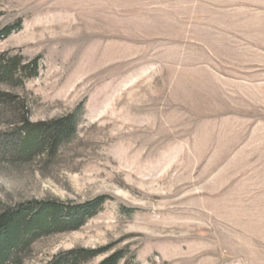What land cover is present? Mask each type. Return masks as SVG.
Masks as SVG:
<instances>
[{
	"label": "rangeland",
	"instance_id": "1",
	"mask_svg": "<svg viewBox=\"0 0 264 264\" xmlns=\"http://www.w3.org/2000/svg\"><path fill=\"white\" fill-rule=\"evenodd\" d=\"M19 20L0 54L39 57V75L0 91L33 123L84 111L48 166L0 148V208L110 198L23 264L105 247L124 264H264V0H0V30Z\"/></svg>",
	"mask_w": 264,
	"mask_h": 264
},
{
	"label": "trees",
	"instance_id": "2",
	"mask_svg": "<svg viewBox=\"0 0 264 264\" xmlns=\"http://www.w3.org/2000/svg\"><path fill=\"white\" fill-rule=\"evenodd\" d=\"M22 27L23 21L19 20L1 29L0 42ZM40 66L39 57L27 60L20 54L2 53L0 86L23 89L27 81L38 77ZM83 108L81 105L63 117L33 123L24 101L10 91H0V127L6 124L12 129L6 139L4 136L0 139V148L9 152L8 157L15 164L37 161L48 166L58 158L63 148L78 138ZM108 201L109 197L99 196L82 204L47 199L1 207L0 264H23L24 256L38 241L79 231L104 210ZM129 211L134 213L135 210ZM111 251V247L74 249L61 254L51 264H88L103 255L107 257L99 264H124L126 252Z\"/></svg>",
	"mask_w": 264,
	"mask_h": 264
}]
</instances>
